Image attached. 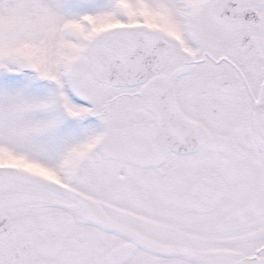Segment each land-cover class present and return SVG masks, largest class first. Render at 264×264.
<instances>
[{"label":"snow or ice","instance_id":"1","mask_svg":"<svg viewBox=\"0 0 264 264\" xmlns=\"http://www.w3.org/2000/svg\"><path fill=\"white\" fill-rule=\"evenodd\" d=\"M0 264H264V0H0Z\"/></svg>","mask_w":264,"mask_h":264}]
</instances>
